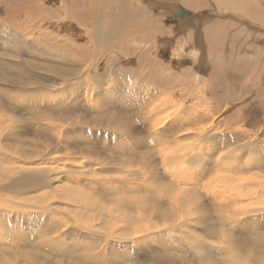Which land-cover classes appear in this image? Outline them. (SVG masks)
Instances as JSON below:
<instances>
[{
	"label": "rangeland",
	"instance_id": "obj_1",
	"mask_svg": "<svg viewBox=\"0 0 264 264\" xmlns=\"http://www.w3.org/2000/svg\"><path fill=\"white\" fill-rule=\"evenodd\" d=\"M129 1L156 16L157 22L148 20L145 28L141 24L147 19L135 16V8L120 1L107 10H96L106 19V26L118 27L115 22H119L120 29L132 21L140 25L137 34L148 32L150 39L145 45L131 44L127 32L121 34L122 45H130L129 51L122 53V46L112 48L111 31L102 33L106 39L100 42L96 35L102 29L68 15L65 8L74 0H0V264H32L26 261L33 255L46 258L44 264H247L246 257L249 264H264V214L255 222L242 219L244 223L237 228L223 225L213 218L206 199L197 195L202 201L198 205L201 221L198 226L186 227L178 215L154 213L162 209L161 203L153 204L147 194L126 190L122 199L114 193L112 184L117 182L111 184L105 176L99 177L117 175L110 156H115L122 141L141 139L136 129L144 112L151 109H137V98L119 93L120 86L129 82L130 89L140 84L142 93L166 98L170 110L205 102L202 118L215 116L226 106L225 116L222 113L214 118V134L209 140L215 146L231 143L236 137L243 142L246 138L242 136H251L257 126L237 122L235 116L242 107L264 110V24L237 17L234 12L217 17L220 12L213 1H205L206 10L186 8L204 27L219 22V36L214 40L220 44L212 47L217 48L215 56L222 62L210 71L215 59L205 52L208 39L201 29L194 32L190 23L179 27L178 21L169 18L174 6H183L181 1L157 0L163 1L165 10L152 9L156 0ZM256 1L264 11V0ZM121 8L128 12L119 15ZM232 52L250 58H244L241 65ZM234 69L238 75L230 76ZM197 72L198 80L194 78ZM105 81L115 88L107 97L103 88H97ZM211 81L224 89L213 92ZM89 89L91 97L84 94ZM120 122L130 124L131 129H110ZM177 129L167 131L193 143L195 133L183 135L185 128ZM259 140L264 141V136ZM139 142L144 145L142 151L152 147L149 141ZM69 156L75 157L69 169L85 172L92 185L74 180L76 175L49 184L74 188L70 191L76 202L93 193L101 194L103 200L91 201L90 207L65 206L63 201L49 200L47 184L20 190L16 186L20 176L9 170L10 166L34 168L43 160L45 166H52ZM128 200H134L135 205L126 204ZM48 205L52 210L46 212L44 206ZM141 206L146 214L139 220L136 213ZM142 224L147 231L137 243ZM229 237L243 242L242 246L230 247Z\"/></svg>",
	"mask_w": 264,
	"mask_h": 264
},
{
	"label": "bare ground",
	"instance_id": "obj_2",
	"mask_svg": "<svg viewBox=\"0 0 264 264\" xmlns=\"http://www.w3.org/2000/svg\"><path fill=\"white\" fill-rule=\"evenodd\" d=\"M118 1L128 4L131 8H135V16L146 18L147 20L141 24L145 26V28L148 20L156 21V16L149 14V11L145 12V8L134 6L132 1L129 0H74V2H70L67 5L65 10L71 16L77 15L80 20L90 21L91 27L102 29L96 35V38L100 42H103L106 39L105 37H102L101 34L111 31V36L114 40L112 43V48L122 46L119 51L122 53H127L129 50L126 49H128L130 45H122L121 34L127 32L128 36L131 37V39L128 38L131 44L134 42H141L142 45H145L150 38L148 39L147 31L144 33L145 35L137 34L140 29V25L132 21H130L126 27H122L120 29L118 28L122 24L119 22H115L118 27L113 25L106 26V19L102 18L96 10H102L104 7L105 10H107L110 4H115ZM177 1H181L183 3L185 8L181 5V3L179 7L182 9L184 8V11H186V8L192 11L201 10L202 8L204 9L205 1H208V3L213 1L217 11L220 12V14L218 13L219 15L217 17H228L230 16L228 12H234L235 16L237 17H247L255 22L260 21V23L262 22L264 24V11L260 6L257 5L256 0ZM162 2H158L156 0L153 5L155 8L152 9L162 8L165 10V5L162 4ZM213 7L214 6H212V8ZM176 8L177 7H174L172 11H175ZM126 12H128L127 8H121L118 11V14L125 15ZM188 14L189 17L177 16L178 18H175V21H178V24H180L179 27H186V23H190L192 25L191 29H194V32L197 31V28L201 29L204 36L209 40H205L204 38L205 52H207L211 58L213 57V59H215V62L208 70L215 71L217 69V62H222V59L219 57V55L218 57L215 56L217 48L215 49V47H212L213 44H220V42H215L214 40L217 36H219V22L214 21L216 24L212 23L204 27L203 23H197L193 14ZM203 16L204 15L201 14L199 16L200 19H203ZM173 18L174 17H170V20L173 21ZM145 28L142 31H144ZM160 30H162V28ZM132 33L138 35V37L135 35L137 39L135 36L132 37V35H134ZM189 34L191 35V33ZM140 36L142 39H140ZM232 37H234V35ZM187 38L189 39V37ZM202 38L203 37H201V39ZM163 45L167 44L165 43ZM121 52H119V54ZM232 53L235 55L237 52L235 54L234 52ZM200 54L205 56V53L203 52ZM248 54L250 55L249 51ZM225 55H227V53ZM225 55L222 54V56ZM260 55L261 53L258 54L259 59L261 57ZM236 56L237 60L241 61V65H243L244 58H250V56L246 57V55L244 56L241 52L236 54L235 57ZM232 58L234 59V57ZM206 59H204L205 62L208 61H206ZM233 72L234 73H232L230 76L237 74L235 69ZM199 75L200 72H197V74L194 75V78L198 80L197 78H199ZM227 84L228 83H225V86ZM138 85V88L130 89L128 86H131V82H129L128 85L123 84L119 88V93L126 96L128 99L132 96L137 98V109H142L143 107L151 108L144 112V120L136 129V131L141 135V139L136 141L133 140L134 143L130 142V140H124L119 143V146H116L118 147V151L115 153V156L111 157L109 155L110 158L114 160L111 163L114 170L118 172L117 175L107 176L98 174L100 178L103 176L108 178L111 184L115 182L118 183L112 184L114 190H116L114 193L122 199L125 197L124 192L126 190L130 192L139 191L145 193L149 196L153 204L159 205V203H161L162 209L155 210L153 211L154 213L178 215L177 219H179L180 223L186 227H195L196 225L198 226V221H201V219L198 217V214H201L199 213L200 209L198 208V205L202 204L200 203L202 201L197 195H201L204 197V199H206L204 201L207 202V204H209L213 209V218L221 222L223 225L227 223L237 228V226L244 223L242 219L254 221L258 215H263L264 141L259 140V137L264 136V110L259 108L253 109L252 107H242L239 110L237 109V115L235 116L237 122L243 123L246 126H257V130L251 136H242L246 138L243 141L244 143L241 142V137H236L231 143L215 146L209 140V138L214 134L212 131L214 125L216 124L214 118H217L218 115H222V113L225 116L224 110L227 108L226 106L215 116L213 114L211 116H205L202 118L201 114L205 107V102L202 104L196 103L193 106H184L182 108L172 107L170 110L167 107L171 104H167L166 98H163V96L158 94H152V92H150V94H144L140 91L141 85ZM211 85V88L214 86L212 89L213 92H219L224 89L222 86H218L220 83H216L214 85V81H211ZM205 86L207 87V85ZM97 88H103L102 93L105 97H107L110 92L115 90L110 81H105L104 84L97 86ZM84 94H91L88 96L91 97L93 91L89 89L85 91ZM195 121L199 122L195 123ZM205 122L209 124L203 127L202 125H204ZM199 123L200 125H198ZM174 126L182 129L185 128L182 130L183 135L190 132L195 133L196 136L193 143L185 142L187 141L185 137H180L181 135H175L167 131H177L178 129ZM131 127L132 126L128 123L120 122L116 123L114 128L111 127L110 129H116L118 132H123L125 130L131 129ZM144 140L145 142L149 141L151 143L150 145H152L149 151L140 150L141 148H144V145L142 144L141 147V143L139 141L143 142ZM239 141L242 144H240ZM133 152H135V154H133ZM74 158L75 157L69 156L68 160H59L52 166H45L44 164L46 160L42 159L44 163L34 165V168H12V166H10L9 170L20 176V179L16 184L20 190L42 188L47 184L46 187L50 188V195H48L49 200L54 199L60 203L63 201L65 202L63 205L70 207H75L76 205L90 207L91 201L98 200L100 202V200H103L101 194L96 196L94 193H88V196H82L79 202H76L74 194L70 191L74 188L67 187L64 184H58L54 186L49 184V182L58 181V178H72L73 175H76L74 180L82 179V182L85 181L86 184L92 185L90 181L85 179V172L77 171L78 169H69V166L72 165L71 162ZM80 161H84L83 158H80ZM80 161L77 160V162ZM243 172H249L250 175L246 177L243 175ZM32 179H34V184H31ZM100 187L103 188L105 185H100ZM46 193L47 192H42V195H46ZM105 196L110 198L109 196H112V194H106ZM103 198L104 200L106 199L105 197ZM126 204L135 205V202L134 200H128ZM243 205H245L244 209L238 208ZM142 206L136 213V218L139 220L143 219L144 215L146 214ZM44 208L46 212L52 210L49 205L44 206ZM226 209L229 211L226 213H221L222 210ZM186 210L189 211L187 215L179 216ZM56 217L58 218V216ZM143 226L144 224H142L141 230L138 232V237H136L137 243L141 242L140 234L147 231ZM168 229H170V227H168ZM242 243L243 242L239 240L229 237L230 247L237 248V245L241 247ZM24 253L26 252L21 254L22 257H25ZM44 260L47 259L38 255H33L30 258H27L26 262L32 264L35 262L44 264L42 263ZM246 260L247 264H249L247 257L245 258V263Z\"/></svg>",
	"mask_w": 264,
	"mask_h": 264
},
{
	"label": "water",
	"instance_id": "obj_3",
	"mask_svg": "<svg viewBox=\"0 0 264 264\" xmlns=\"http://www.w3.org/2000/svg\"><path fill=\"white\" fill-rule=\"evenodd\" d=\"M177 11H178V15L173 16L174 17L173 19L178 18L177 16H181V17L187 16V17H189L188 16L189 14L187 13V11H184L183 9H178Z\"/></svg>",
	"mask_w": 264,
	"mask_h": 264
},
{
	"label": "crops",
	"instance_id": "obj_4",
	"mask_svg": "<svg viewBox=\"0 0 264 264\" xmlns=\"http://www.w3.org/2000/svg\"><path fill=\"white\" fill-rule=\"evenodd\" d=\"M174 7H177V8H176V10H175V11H171L170 17H173V16H175V14L178 12V11H177L178 9H182V8H180L179 6H174ZM174 7H173L171 10H173V9H174ZM68 15H70V14L68 13ZM170 17H169V18H170Z\"/></svg>",
	"mask_w": 264,
	"mask_h": 264
}]
</instances>
